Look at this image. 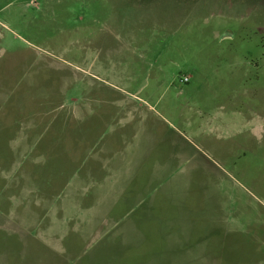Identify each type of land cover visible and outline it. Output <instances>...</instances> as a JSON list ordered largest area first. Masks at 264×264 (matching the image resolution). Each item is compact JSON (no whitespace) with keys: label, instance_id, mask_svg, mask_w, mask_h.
I'll use <instances>...</instances> for the list:
<instances>
[{"label":"rangeland","instance_id":"1","mask_svg":"<svg viewBox=\"0 0 264 264\" xmlns=\"http://www.w3.org/2000/svg\"><path fill=\"white\" fill-rule=\"evenodd\" d=\"M13 123L0 169L51 183L2 207L0 264H264V0H0ZM125 213L146 238H99Z\"/></svg>","mask_w":264,"mask_h":264},{"label":"crops","instance_id":"2","mask_svg":"<svg viewBox=\"0 0 264 264\" xmlns=\"http://www.w3.org/2000/svg\"><path fill=\"white\" fill-rule=\"evenodd\" d=\"M46 94H47V96L48 95L51 96L52 93H46ZM48 110L49 109L47 108L46 110H43L42 112H40V116L41 115L42 116H44V115L48 116V113H49ZM36 113H37V111H36ZM72 114H73V112L71 110V113H69V115L65 116L66 119H64V120H66V123L63 125V129H66L69 126V123H68L69 122V117ZM36 116H39V115H36ZM14 117L15 118L13 119V121H17L18 122L17 125H19V122H20L19 114L14 115ZM38 125H40V124H38ZM12 127H15V129L14 128L12 129ZM36 127H37L36 125H32L31 127H28V128H24L23 127L22 130H20V128L19 129L17 128L15 123H13L12 126H8V125L5 126V125H1L0 124V136H5L6 139H8V138L10 139L11 135L9 133L7 134V131L8 130L17 131L18 132L17 136L21 140V143H20L21 146L20 147H22V156L23 155L25 156L26 152L28 150H31V149H29L30 145L29 144H25L24 141H28V140H30L31 137L34 136L33 133L36 131V129H37ZM27 130L30 131L29 132L30 134L25 132ZM0 143H1V141H0ZM5 156H7V154H5ZM3 160H5V158ZM5 162H9V161H7V159H6ZM18 162L13 164L14 165V168H13L14 170L13 171H11V169H4V168L0 169V174L2 176L1 183H0V189H1L0 193L4 189L10 192L9 195L4 196L2 198L0 197L1 198V200H0V215H1L0 216V222L4 221V217L2 215L3 214L2 213V207H5V205L7 207V203H9L10 206L11 205L15 206L13 208H17L18 209L24 202V198H23L24 196L23 195H25L26 192L34 191L36 186L39 185V181L41 183L43 182L45 185H41V186H45V187L48 186V184H47L48 182L51 183V177L48 176V174H43V175L39 174V169H38V165H37L38 163L37 162H31L34 165V168H37V170L22 169V165H23L24 162H22V164H20V165L18 164ZM103 168H105V169L109 168L111 170L120 168L119 167V163L116 162L115 153H114L112 158H110L109 160L104 162ZM15 170H17V171H23L24 170V171L21 172V173H17ZM6 177H7V179H6ZM38 187H40V186H38ZM144 194H145V192H142V193L138 192L137 193V195H141V197ZM15 195H19L20 196L19 199L15 198ZM141 197H138V199H140V201L138 203H136V204L128 202V207L130 208V206H137V205L143 204V203H141L142 200H143ZM34 199L36 200V198H34ZM12 203H16V204H12ZM132 209H133V207L130 208V210H132ZM98 211H99V209H96V210L94 209L93 210L94 213H97ZM105 213H107V212L103 211L101 214L97 213L90 220L96 221V224L98 225L99 224V220L98 219ZM122 216L124 218L122 220L113 218L112 221H110L108 223V226L105 228V230L102 231V233H101L99 238H114V240L117 241V238H123V234L126 236V238H129L131 235H134L135 238H137L138 233L141 234L138 231V228H137V225H136L137 221L134 222L133 220H131L127 216L126 213L123 214ZM141 236H142V234H141ZM141 238H146V237L143 235ZM167 239H168L167 240V245L169 246V248H170L171 245L175 244V248L176 249H173V251L183 250L182 247L184 245L181 246L179 244L180 242L177 244L178 238L169 237ZM114 240L111 242V244H114ZM54 243H55L56 247L55 248H51V249L53 251L59 253L60 249H59L58 241H54ZM100 243H102V242H100ZM140 243H141V241H140ZM135 245H139V242L136 241ZM99 252H100L99 249H95L94 250L93 261L94 260L97 261V255H98ZM182 253H185L184 255H188L189 254V256H193V255H197L198 254L196 248H191V249H188L186 251L183 250ZM165 254H166V256H161V254H159V253H157V254L154 253L152 255L151 262L149 261L148 264H180L179 260L177 261V259H179L177 254H176V257H175V255L167 256L168 253H165ZM180 255H182V254H180Z\"/></svg>","mask_w":264,"mask_h":264},{"label":"built area","instance_id":"3","mask_svg":"<svg viewBox=\"0 0 264 264\" xmlns=\"http://www.w3.org/2000/svg\"><path fill=\"white\" fill-rule=\"evenodd\" d=\"M182 82L188 83L189 82V78L188 77L183 78Z\"/></svg>","mask_w":264,"mask_h":264}]
</instances>
